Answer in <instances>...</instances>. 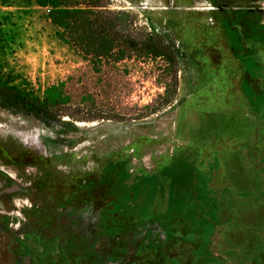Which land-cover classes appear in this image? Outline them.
Segmentation results:
<instances>
[{"label":"rangeland","instance_id":"obj_1","mask_svg":"<svg viewBox=\"0 0 264 264\" xmlns=\"http://www.w3.org/2000/svg\"><path fill=\"white\" fill-rule=\"evenodd\" d=\"M107 4L179 51L177 87L0 2V78L56 109L0 108V264H264V0Z\"/></svg>","mask_w":264,"mask_h":264},{"label":"trees","instance_id":"obj_2","mask_svg":"<svg viewBox=\"0 0 264 264\" xmlns=\"http://www.w3.org/2000/svg\"><path fill=\"white\" fill-rule=\"evenodd\" d=\"M1 3L6 0H0ZM48 9V18L60 30V38L67 40L73 48L85 56L107 64L120 63L133 55L163 58L173 70V83L177 87L180 53L173 45L157 36L135 37L127 33L118 16L108 7V0H35ZM1 25V23H0ZM1 76V73H0ZM174 91L164 101L172 103ZM0 108L33 116L46 121L54 120L56 109L48 102L21 90L0 78Z\"/></svg>","mask_w":264,"mask_h":264}]
</instances>
